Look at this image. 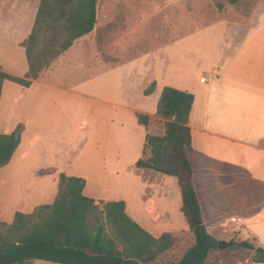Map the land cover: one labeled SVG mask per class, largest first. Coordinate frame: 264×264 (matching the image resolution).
<instances>
[{
	"label": "crops",
	"instance_id": "1",
	"mask_svg": "<svg viewBox=\"0 0 264 264\" xmlns=\"http://www.w3.org/2000/svg\"><path fill=\"white\" fill-rule=\"evenodd\" d=\"M146 1L106 0V15L99 1L94 31L30 87L4 82L0 135L18 126L24 131L11 162L0 169V220L11 224L17 212L53 204L65 173L85 179L84 194L101 209L124 201L127 214L155 238L166 233L192 238L183 200L175 202L178 178L136 166L151 157L147 136L164 134L157 108L164 88L172 87L195 97L188 157L208 232L229 228L231 241L247 234L244 242L264 249V0H158L150 16L143 9L139 14L144 22L159 20L158 43L125 56L136 28L121 19L123 12L129 16ZM41 2L0 0V69L11 76L28 79L23 44ZM120 5L126 6L122 14ZM153 84L155 91L145 95ZM68 98L89 111L90 119H81L78 129L89 130L96 142L86 159L92 169L81 172V161L69 173L59 165L62 153L53 156L56 147L67 149L64 134L50 140L53 130L66 129ZM140 115L149 118L148 125L140 123ZM75 149L73 155L80 148ZM103 175L108 184L89 180Z\"/></svg>",
	"mask_w": 264,
	"mask_h": 264
},
{
	"label": "trees",
	"instance_id": "2",
	"mask_svg": "<svg viewBox=\"0 0 264 264\" xmlns=\"http://www.w3.org/2000/svg\"><path fill=\"white\" fill-rule=\"evenodd\" d=\"M99 0H42L34 29L23 44L29 63L28 79L11 76L0 69V101L5 81L30 87L42 72L74 43L92 33L97 24ZM156 84L145 95H151ZM195 97L172 87L164 88L157 116L164 121L162 136L148 135L146 149L151 157L136 166L176 177L182 193V213L193 233L194 244L172 264H207L217 240L208 232L193 184V167L188 157L192 149L190 115ZM180 121L176 122V117ZM148 125L147 116H139ZM23 126L0 135V169L12 160L22 141ZM86 181L64 173L53 204L34 212H17L11 224L0 221V264H160L168 251L179 245V238L166 233L155 238L126 212L124 201L103 204V209L84 194ZM234 245V243H231ZM255 251L254 263H264V249L248 241L241 243Z\"/></svg>",
	"mask_w": 264,
	"mask_h": 264
},
{
	"label": "rangeland",
	"instance_id": "3",
	"mask_svg": "<svg viewBox=\"0 0 264 264\" xmlns=\"http://www.w3.org/2000/svg\"><path fill=\"white\" fill-rule=\"evenodd\" d=\"M99 1H100L101 12L103 13V15H106V8H105L106 0H99ZM158 2H159L158 0H147L146 2H144L146 6L143 7L136 5L135 7L136 10L133 9L129 16L125 15V12H123L122 18L121 16H119V19L121 18L124 21L128 20L131 23L132 28H136L132 33L134 34L132 35L134 40L132 41L131 44H126L124 47L125 56H130V55L132 56L134 53L143 51V49L149 46V43H152L154 45L158 43V39L156 37L160 34L159 32L161 31L159 27V20L157 18L156 19L153 18L150 20H146L144 22V19L142 17L141 18L139 17L140 11H142V9L145 12L148 11V16H150L149 10H151L155 6V4H158ZM123 9H126V6L120 5L119 14L120 13L122 14ZM65 103L68 106L67 113L64 116L66 121V129H61L60 131L53 130V134L50 140L53 141L58 140L57 137L58 133L64 134V138L66 137L67 140L66 139L65 140L67 141V143L69 142V145L66 147L67 148L66 150L64 149L63 146L56 147V150L53 152V156L55 154L59 156L57 152L62 153L59 156L60 157L59 165L64 169H66L69 173L72 172V170L75 168L76 163L78 164L80 163V161H81V166L83 168L82 170H79V172L86 169H92V166L90 165V163L87 162L86 159L90 155L91 151L94 149L96 142L92 140L91 132L89 130L80 131L78 129L81 119H86V120L90 119V117L88 116L89 111L87 112L86 109H82V107L75 105L74 101L71 98L66 99ZM3 109L4 111H2L1 119L5 117L8 108L5 107ZM75 139L77 143L71 147L70 144ZM75 148H80V149L76 153V155H73V152L76 150ZM83 154L84 157H82ZM96 172L102 174L97 170ZM170 179L177 181V178L174 177ZM89 180H91V183L94 180L99 182H104L105 184L109 183V179L105 178V175H103L102 178L94 177ZM181 199H182L181 192H179L178 199L177 201L175 200V202L178 203L179 201H182ZM232 222L234 223L233 220ZM228 229L227 231L224 232L216 231V233L212 235L214 239L217 240L218 245L216 249L210 252L207 259V264H254L253 259L255 253H253L252 250L241 246V243L244 242L243 241L244 235L247 236V234H244L242 238H237V239L235 238L234 240L231 241L229 238L231 234L230 233L231 229L230 230ZM179 240L180 241L178 247L165 253L160 259V264H172L178 262L184 256L185 251L189 249L190 244L194 241V238L192 236V238H184V239L179 238ZM221 242H225L226 247L220 248L219 245ZM231 243H234V245H231ZM250 243L255 244L252 241H250ZM236 244L239 245L237 248L235 247Z\"/></svg>",
	"mask_w": 264,
	"mask_h": 264
},
{
	"label": "water",
	"instance_id": "4",
	"mask_svg": "<svg viewBox=\"0 0 264 264\" xmlns=\"http://www.w3.org/2000/svg\"><path fill=\"white\" fill-rule=\"evenodd\" d=\"M175 120H176V122H179V121H180V117L177 116ZM238 246H239L238 244L235 245L236 248H237ZM219 247H220V248H224V247H226V243H225V242H221L220 245H219Z\"/></svg>",
	"mask_w": 264,
	"mask_h": 264
},
{
	"label": "built area",
	"instance_id": "5",
	"mask_svg": "<svg viewBox=\"0 0 264 264\" xmlns=\"http://www.w3.org/2000/svg\"><path fill=\"white\" fill-rule=\"evenodd\" d=\"M238 226H240L241 224H242V220L241 219H239L238 221H237V223H236Z\"/></svg>",
	"mask_w": 264,
	"mask_h": 264
}]
</instances>
